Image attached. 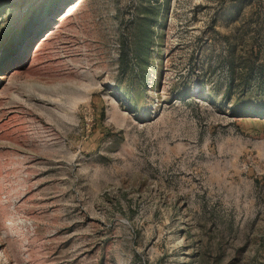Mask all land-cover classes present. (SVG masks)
Instances as JSON below:
<instances>
[{
	"label": "rangeland",
	"instance_id": "obj_1",
	"mask_svg": "<svg viewBox=\"0 0 264 264\" xmlns=\"http://www.w3.org/2000/svg\"><path fill=\"white\" fill-rule=\"evenodd\" d=\"M0 264H264V0H0Z\"/></svg>",
	"mask_w": 264,
	"mask_h": 264
}]
</instances>
